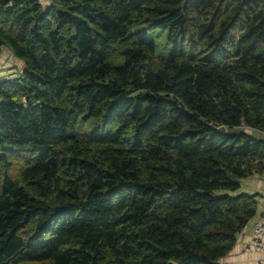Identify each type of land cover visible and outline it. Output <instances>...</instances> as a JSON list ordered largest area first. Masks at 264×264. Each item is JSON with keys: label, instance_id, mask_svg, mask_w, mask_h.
<instances>
[{"label": "trees", "instance_id": "trees-1", "mask_svg": "<svg viewBox=\"0 0 264 264\" xmlns=\"http://www.w3.org/2000/svg\"><path fill=\"white\" fill-rule=\"evenodd\" d=\"M4 47L0 264H219L258 213L264 0H0Z\"/></svg>", "mask_w": 264, "mask_h": 264}, {"label": "crops", "instance_id": "crops-1", "mask_svg": "<svg viewBox=\"0 0 264 264\" xmlns=\"http://www.w3.org/2000/svg\"><path fill=\"white\" fill-rule=\"evenodd\" d=\"M242 188L249 192L257 193L258 213L238 235L237 242L233 248L219 259V264H264V251L249 246L252 239L253 225L259 220L264 222V171L254 173L245 179Z\"/></svg>", "mask_w": 264, "mask_h": 264}, {"label": "rangeland", "instance_id": "rangeland-1", "mask_svg": "<svg viewBox=\"0 0 264 264\" xmlns=\"http://www.w3.org/2000/svg\"><path fill=\"white\" fill-rule=\"evenodd\" d=\"M41 1L43 4L48 5L51 0H41ZM153 39H155L156 44H157V52L159 53L157 54V57L159 55H161L159 56L160 58L165 57L166 54L171 51L172 47L166 43L164 33L161 34L160 36L158 34H155V37ZM122 62H123V59L115 60V63L117 65L122 64ZM21 67H22V62L14 56V54L11 52L10 49H8L7 47H4L0 50V73L2 72L0 76L14 77L19 73V71L21 70L20 69ZM93 128H94V125L92 126L87 125L86 128H83L80 126V130L83 133H85L86 130L91 131Z\"/></svg>", "mask_w": 264, "mask_h": 264}, {"label": "built area", "instance_id": "built-area-1", "mask_svg": "<svg viewBox=\"0 0 264 264\" xmlns=\"http://www.w3.org/2000/svg\"><path fill=\"white\" fill-rule=\"evenodd\" d=\"M250 247L264 251V222L259 220L253 225Z\"/></svg>", "mask_w": 264, "mask_h": 264}, {"label": "water", "instance_id": "water-1", "mask_svg": "<svg viewBox=\"0 0 264 264\" xmlns=\"http://www.w3.org/2000/svg\"><path fill=\"white\" fill-rule=\"evenodd\" d=\"M218 131H221V132H224L226 133L227 132V127L226 126H219L216 128ZM168 264H176V262L174 261H170Z\"/></svg>", "mask_w": 264, "mask_h": 264}]
</instances>
